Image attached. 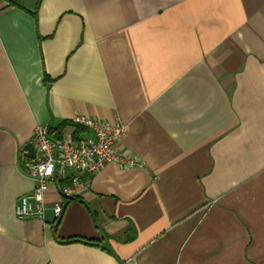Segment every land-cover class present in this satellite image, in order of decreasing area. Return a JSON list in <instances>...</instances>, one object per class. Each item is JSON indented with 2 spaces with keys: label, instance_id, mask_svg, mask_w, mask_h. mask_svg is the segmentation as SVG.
I'll return each instance as SVG.
<instances>
[{
  "label": "crops",
  "instance_id": "0c3cea01",
  "mask_svg": "<svg viewBox=\"0 0 264 264\" xmlns=\"http://www.w3.org/2000/svg\"><path fill=\"white\" fill-rule=\"evenodd\" d=\"M39 1L0 0V264H264V0ZM76 115L122 119L141 164L57 229L53 187L17 217L25 145Z\"/></svg>",
  "mask_w": 264,
  "mask_h": 264
},
{
  "label": "built area",
  "instance_id": "2783aa9c",
  "mask_svg": "<svg viewBox=\"0 0 264 264\" xmlns=\"http://www.w3.org/2000/svg\"><path fill=\"white\" fill-rule=\"evenodd\" d=\"M70 125L75 130L84 129L90 135L75 137L62 133L61 137H56L51 133L53 127L50 124L35 128L36 157L29 158L22 169L37 184L19 198L15 206L17 217L43 219L49 206L46 196L53 187L60 197L52 205L53 225H56L64 214V200L76 198L89 184L90 178L107 164L117 163L123 168L141 164L136 156H126L118 149V142L127 129L122 119L76 115Z\"/></svg>",
  "mask_w": 264,
  "mask_h": 264
},
{
  "label": "trees",
  "instance_id": "16d2710c",
  "mask_svg": "<svg viewBox=\"0 0 264 264\" xmlns=\"http://www.w3.org/2000/svg\"><path fill=\"white\" fill-rule=\"evenodd\" d=\"M40 2H41V0L39 1V3H40ZM66 125H70V121H68V122L66 121V122H64V123H61L57 128L52 129L51 133H52L54 136H56V137H61V133H60V132L62 131V129H63ZM80 131L82 132V131H84V129L78 128L77 131H76L75 137H77V136L80 134ZM58 222H60V220H59ZM58 224H59V223H57V224L55 225V229H57ZM75 240H76V239H71V238H69L67 241L72 242V241H75Z\"/></svg>",
  "mask_w": 264,
  "mask_h": 264
},
{
  "label": "water",
  "instance_id": "95a60500",
  "mask_svg": "<svg viewBox=\"0 0 264 264\" xmlns=\"http://www.w3.org/2000/svg\"><path fill=\"white\" fill-rule=\"evenodd\" d=\"M25 156L28 158H35L36 157V151H35V147H34V143L33 142H29L25 145Z\"/></svg>",
  "mask_w": 264,
  "mask_h": 264
}]
</instances>
